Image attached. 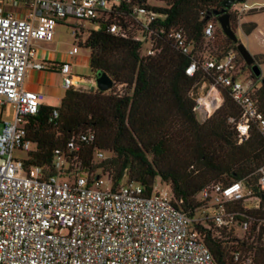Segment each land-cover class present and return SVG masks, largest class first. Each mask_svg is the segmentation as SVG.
<instances>
[{"label":"built area","instance_id":"obj_1","mask_svg":"<svg viewBox=\"0 0 264 264\" xmlns=\"http://www.w3.org/2000/svg\"><path fill=\"white\" fill-rule=\"evenodd\" d=\"M122 1L130 0H29L21 18L0 11V108L6 104L13 108V119L3 121L0 128V264H216L193 222L232 231L239 239L250 236L251 241L259 235L264 242V166L257 169L255 188L243 180L204 186L196 195L204 206L190 217L174 205L170 186L158 179L147 193L135 182L113 185L109 175L99 171H69V157L58 151L52 173L38 166L26 170L14 155L15 150L32 149L24 136V122L40 106L39 93L23 86L27 71L42 67L34 62V41H51L55 25L67 18L75 20L70 26L73 37L85 28L83 22L96 29ZM240 3L241 11L249 7L245 0ZM147 4L148 8L132 7L129 26L111 23L107 30L139 41L143 54L153 56L159 52L156 38L163 28L155 23L160 14L150 8L149 0ZM214 28L212 21L206 23V39L213 36ZM170 37L181 53L190 52L191 45L180 31ZM77 51L73 45L67 53ZM235 55L233 51L219 57L202 54L184 72L205 74L209 82L202 81L200 87L215 89L206 101L209 94L194 99L193 111L201 109L206 118L223 102L222 89L227 90L239 109L238 118L229 121L240 144L248 139L252 126L264 138V113L254 96L258 87L236 79L240 67ZM59 71L64 89L78 88L82 80L71 74L68 62H62ZM111 90L120 95L123 85L112 84ZM51 113L58 115L55 108ZM93 139L90 132L70 136L66 153L73 154L78 142ZM105 158V151H94V160ZM252 255L233 254L241 264H253Z\"/></svg>","mask_w":264,"mask_h":264},{"label":"trees","instance_id":"obj_2","mask_svg":"<svg viewBox=\"0 0 264 264\" xmlns=\"http://www.w3.org/2000/svg\"><path fill=\"white\" fill-rule=\"evenodd\" d=\"M162 1V6H150L160 14L155 23L163 28L156 38L159 52L153 56L143 54L139 41L107 30L111 23L129 26L132 7L148 8L147 0L122 1L96 29L79 28L73 38L78 47L89 50V78L105 72L113 85H123L122 94L69 87L57 106L40 104L35 114L25 118L24 136L33 145L21 159L26 170L38 166L52 173V159L58 151L69 157V171H99L109 175L113 185L135 182L147 193L158 179L170 186L174 205L193 217L204 206L196 195L206 185L243 180L255 188L257 169L264 166V138L252 126L248 139L237 143L229 119H237L239 109L225 89L223 102L211 117L199 122L193 111L195 101L189 92L209 79L199 72L188 76L184 68L192 59H201L208 21L215 24L214 46L206 54L219 57L232 50L241 58L236 43L223 35L212 15L221 8L222 0ZM227 12L230 21L235 20L233 11ZM241 28L247 34L255 23H242ZM173 31L183 34L185 42L191 45L189 53H181L175 47L170 37ZM252 57L257 64L264 62V53ZM47 67L56 69L60 64ZM254 96L264 113V82ZM54 108L57 117L52 116ZM89 132L94 135L93 141L78 142V149L68 155V138ZM95 150L108 152L109 156L95 163ZM193 225L216 264H241L234 259L235 251L242 255L251 252L253 264H264V242H260L259 235L250 241V236L239 239L232 231L206 228L198 222Z\"/></svg>","mask_w":264,"mask_h":264},{"label":"rangeland","instance_id":"obj_3","mask_svg":"<svg viewBox=\"0 0 264 264\" xmlns=\"http://www.w3.org/2000/svg\"><path fill=\"white\" fill-rule=\"evenodd\" d=\"M261 2L262 0H245V3L249 6L248 8H245L244 10L241 11L240 8L242 6V3H235L228 9L229 11H233L232 13L235 15V20H233L232 22L230 21V16H229V22H230L231 29L235 33L238 42H240L252 56L256 54L264 53V7L261 6ZM149 3L152 5H158V6L163 5L162 0H149ZM249 9H255V10L249 12ZM236 11H238L239 14H237ZM65 21L68 22L70 25H73L75 22V20L69 19V18L65 19ZM248 22H254L255 28L246 34L243 32L241 28V24L248 23ZM217 25L218 23H216V26ZM83 26L85 28L92 27V25L89 24L88 22H83ZM62 30L63 31L59 36L62 46L64 47H72L73 45L78 46L71 34V29L65 26L62 28ZM212 45L214 46V41L212 40V37L209 39H205L204 44L202 46L203 48L202 53L203 54L208 53L211 50ZM78 50L81 53H85V54L89 53V50L87 48L78 47ZM228 51H232V50H228ZM235 58L237 61V65L240 67V71L236 74V79L242 84H248L249 82H253L255 87H259L260 78L264 77V62L258 63V66L260 68V76L257 77V79L255 80V78L251 77V75L249 74V70L247 66L243 63L242 59L239 58L237 55H235ZM72 72L84 78L91 77L88 68L74 67L72 68ZM80 84L85 87L90 86L88 83H80ZM85 87H82L81 89L86 90ZM113 89H115V87ZM214 90L215 89L211 87L201 88L200 85H198L197 88L192 89L189 92V96L193 97L194 99L199 96L204 97L207 94L210 95V92H213ZM214 112L215 110L208 117H211ZM194 113H195L196 119L199 122H202L203 120L206 119V117L202 115L201 109L194 111ZM12 119H13V108L11 107V105L6 104L5 106L1 107L0 108V128H1L3 121H11ZM14 155L17 158H23L25 156V152L15 150ZM105 155L107 157L109 156V153L105 152ZM93 161L95 163H98L101 160L93 159Z\"/></svg>","mask_w":264,"mask_h":264},{"label":"crops","instance_id":"obj_4","mask_svg":"<svg viewBox=\"0 0 264 264\" xmlns=\"http://www.w3.org/2000/svg\"><path fill=\"white\" fill-rule=\"evenodd\" d=\"M29 0H0L1 13H13L17 17H24L28 9ZM69 27L70 24L65 20L59 21L54 27V34L51 41H34L36 49L34 62L42 64L40 69L30 68L24 78V89L34 91L40 95V104L48 106H57L64 93L62 87V74L59 68L52 69L47 66L50 64H61L68 62L72 72V68H88L89 53H81L79 50L73 54L68 55L71 47H64L59 39L63 27ZM74 77L80 78L82 81L77 82V87L81 89L85 87L80 83L93 84V78H84L77 74L71 73ZM85 87L86 89H90Z\"/></svg>","mask_w":264,"mask_h":264},{"label":"water","instance_id":"obj_5","mask_svg":"<svg viewBox=\"0 0 264 264\" xmlns=\"http://www.w3.org/2000/svg\"><path fill=\"white\" fill-rule=\"evenodd\" d=\"M244 0H222L221 8L212 12V15L216 16V21L219 25L224 36L236 43V49L241 56L243 63L250 67L252 73L256 76H260V68L257 63L254 62L252 55L247 49L237 40V37L230 27L228 9L235 3L243 2ZM264 82V78H260V83ZM113 84L112 79L105 72H99L93 79V84L90 86V90H98L101 92H107L111 89Z\"/></svg>","mask_w":264,"mask_h":264},{"label":"bare ground","instance_id":"obj_6","mask_svg":"<svg viewBox=\"0 0 264 264\" xmlns=\"http://www.w3.org/2000/svg\"><path fill=\"white\" fill-rule=\"evenodd\" d=\"M212 96H213V92H210V95H208V97H205L204 101H205L207 98L212 97ZM217 101H219V100H217Z\"/></svg>","mask_w":264,"mask_h":264}]
</instances>
